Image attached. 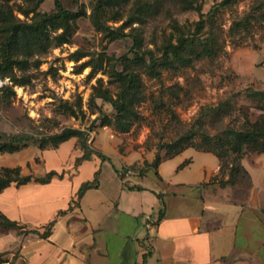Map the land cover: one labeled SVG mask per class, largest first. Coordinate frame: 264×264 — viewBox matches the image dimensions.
I'll return each mask as SVG.
<instances>
[{
  "label": "rangeland",
  "instance_id": "1",
  "mask_svg": "<svg viewBox=\"0 0 264 264\" xmlns=\"http://www.w3.org/2000/svg\"><path fill=\"white\" fill-rule=\"evenodd\" d=\"M37 2L0 0V12L8 10L22 22L31 23L37 13L55 10L54 0ZM62 2L69 10L82 13L71 41L52 46L46 53L36 52L26 70L16 67V75L23 77L26 85H14L10 78L0 75V136L8 139L20 134L41 139L66 128L86 131L91 149L115 158L122 178L146 176L157 168V160L161 163L169 159L176 149L184 151L193 146L212 150L221 156L222 166L214 180L222 187H232L236 198L247 194L251 180L242 159L264 153L248 143L241 144L236 133L247 130L250 122L260 118L262 101L250 92L263 90L242 78L235 56L263 46L264 0H200L206 15L202 28H197L200 13L187 9L186 0H126L118 7L100 10L103 20L114 28L134 19L124 31L138 35L143 49L152 50L155 56L161 55L162 47L181 33L216 39L215 56L195 58L189 66L163 68L158 75L146 70L148 57L145 63L129 66L139 75L140 85L134 105L137 115L131 116L127 130L116 124V110L110 103L101 98L94 103L92 96L95 87L100 86L117 98L121 87L111 76V67L121 57H134V39H112L96 29L92 13L97 0ZM3 28L0 20V44L5 37ZM116 68L123 70L124 61H118ZM257 74L264 76L263 66ZM7 85L15 93L7 91ZM101 113L110 118V124L98 119ZM37 145L31 142L19 152L1 154L0 168L20 166L24 174L44 175L46 167ZM78 150L79 142L73 154ZM93 164L89 162L80 175H89ZM12 187L21 191V187ZM10 198L12 193L0 196L9 213L13 206L5 200ZM0 264H27L25 235L1 225Z\"/></svg>",
  "mask_w": 264,
  "mask_h": 264
},
{
  "label": "crops",
  "instance_id": "2",
  "mask_svg": "<svg viewBox=\"0 0 264 264\" xmlns=\"http://www.w3.org/2000/svg\"><path fill=\"white\" fill-rule=\"evenodd\" d=\"M235 63L247 83L264 90L257 74L264 44L238 52ZM75 147L73 138L40 150L46 173L57 170L63 178L0 193L13 197L5 200L13 211L2 201L0 211L27 229L45 233L55 221L47 238L25 234L27 264H264V154L242 159L251 187L236 198L232 187L214 180L222 166L212 152L190 147L144 177L122 178L111 155L77 163L83 150L73 154ZM89 162L94 167L82 177ZM95 178L97 186L79 197Z\"/></svg>",
  "mask_w": 264,
  "mask_h": 264
},
{
  "label": "trees",
  "instance_id": "3",
  "mask_svg": "<svg viewBox=\"0 0 264 264\" xmlns=\"http://www.w3.org/2000/svg\"><path fill=\"white\" fill-rule=\"evenodd\" d=\"M42 0H38V4ZM55 10L51 13H37L35 21L31 23L22 22L15 18L8 10L0 12V20L4 25V40L0 44V75L3 78H10L14 85H26L27 81L21 76H17L15 68L25 70L29 68L30 57L36 52L46 53L52 46H61L71 41L72 33L77 19L82 15L81 11H72L66 8L62 0H54ZM126 0H97L96 7L92 13L93 23L98 31L103 32L107 37L112 39L133 38L135 41L136 51L134 57H121L112 64L111 76L120 84V92L115 98L109 91L100 86L95 87V93L92 96V102L95 103L97 98L103 99L110 103L116 110L114 115L115 122L122 130H127L131 125V116H136L134 105L138 100V92L140 78L136 71L131 70V64H142L149 58L146 64V70L150 74L158 75L163 68H178L179 66H189L193 64L195 58L205 56L213 57L216 52L213 45L216 39L209 36L205 39L198 38L194 35L181 33L174 36L160 50L161 55L155 56L150 49H143L142 39L133 32H125L126 24H133L134 19L129 20L122 26L114 28L103 20L100 15V10L106 11L112 7H118ZM226 3H228L226 1ZM186 8L197 10L201 19L197 23V28L204 27L206 20L205 14L202 12L200 0H186ZM34 12V11H32ZM35 12H37L35 10ZM62 30V32H59ZM118 61H124L125 68L118 70L116 64ZM89 62L85 63L87 65ZM94 73V70L92 71ZM101 81V79H99ZM7 91H13V87L6 86ZM15 93V91H13ZM250 95L258 97L262 101L260 107L264 111V90L251 91ZM260 101V102H261ZM104 124H110V118L101 113L98 117ZM237 138L241 140V144L248 143L264 153V115H261L255 122H250V127L245 131L236 133ZM76 138L83 150V155L77 159V163L83 160L91 159L94 155L99 156L102 160H110L103 152L96 149H91L88 144V133L76 128H66L59 133H55L49 137L37 139L30 135H13L8 139L0 136V155L3 153H16L23 148H27L31 142H36L40 150L57 149L63 143ZM192 146V145H191ZM193 147V146H192ZM199 150V149H198ZM216 154L219 159L220 155L212 150H202ZM182 151L176 149L172 151V157L180 154ZM221 160V159H220ZM160 161L155 162V167H158ZM118 171V170H117ZM65 173H60L57 170H51L43 176H35L32 173L24 174L20 166H3L0 168V193L9 188L13 184L17 187H22L30 183L47 184L54 178H63ZM98 179L84 183L79 190V197L93 187L97 186ZM66 211H60L59 214H65ZM2 223L0 224L5 230H17L20 235L29 233L37 234L43 238L50 235V231L55 224L52 221L45 233H41L38 229H27L25 223L9 218L6 214L0 211Z\"/></svg>",
  "mask_w": 264,
  "mask_h": 264
}]
</instances>
